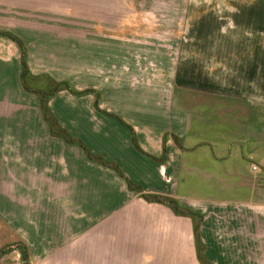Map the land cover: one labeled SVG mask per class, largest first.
Instances as JSON below:
<instances>
[{"label":"rangeland","instance_id":"374dc122","mask_svg":"<svg viewBox=\"0 0 264 264\" xmlns=\"http://www.w3.org/2000/svg\"><path fill=\"white\" fill-rule=\"evenodd\" d=\"M0 31L22 44L0 39V83L13 87L24 54L33 75L26 98L2 93L8 104L0 119V215L28 247V264H201L192 222L145 199L155 193L153 163L132 157L119 118L99 113L95 102L100 97L101 110L125 117L148 142L172 134L185 160L181 209L203 204L184 200L187 193L229 197L240 167L207 164L234 142L235 105L242 103L229 97L264 95V0H0ZM46 89L55 94L52 114L94 154L139 165L132 184L144 195L82 149L46 135L50 126L34 93ZM90 91L97 95L75 93ZM175 95L181 100L173 106L193 119L187 136L194 142L169 125L165 107ZM26 155L28 175L16 165ZM249 169L252 176L260 171ZM210 251L206 257L222 264H264L262 246L261 255L236 263L225 262L217 244ZM0 264L27 263L17 250L2 254Z\"/></svg>","mask_w":264,"mask_h":264},{"label":"crops","instance_id":"0c3cea01","mask_svg":"<svg viewBox=\"0 0 264 264\" xmlns=\"http://www.w3.org/2000/svg\"><path fill=\"white\" fill-rule=\"evenodd\" d=\"M1 33H7L6 31H0ZM8 34V33H7ZM12 35V34H10ZM14 36V35H13ZM15 37V36H14ZM16 38V37H15ZM0 39H11L0 35ZM13 43H16L12 41ZM19 46V45H18ZM20 47V46H19ZM23 70L21 71L20 78L13 80V87L8 84L2 85L0 83V119L2 116V93L6 95H10L13 97L14 95L23 99L25 94L28 92L24 89L21 76ZM14 92V93H13ZM76 94L83 95H97L96 92H87L85 94L82 92H75ZM81 93V94H79ZM30 94V93H29ZM26 98V97H25ZM178 98L181 100V97L174 96L170 97L169 103L166 106V110L170 111V118L173 119L170 121L172 128L176 129L175 135H179L181 137H185L187 141L192 140L193 137L187 136L189 134V129L193 127L192 117H189V113L187 111H180L177 104L173 106V103H178ZM174 99V101H173ZM9 99H5L8 101ZM228 102L242 103V105L236 104L235 107L240 113L238 117H235V130L234 133H230L234 136V142L229 143L226 146L225 151L229 152L224 158L217 156L216 162L207 164L208 166H236L240 167L238 170V176H235L236 180H234V190L231 191L229 197H216L212 192L206 191L207 194L202 197H194L192 193H187L184 200H189L190 198H195L196 202H203V204H196L192 206V208H185V210L190 211L191 215L181 216L186 217L192 222V231L194 240L195 239V225H197V217L202 220L201 225H199V232L202 244L204 245V256L205 258L213 264V262H217L222 264L221 259L207 258L206 255L211 256L210 248L217 244L218 252L220 254H224L228 259L224 260L225 262H242L244 255L253 253L255 255H259L261 253L258 252V247H264V176H257L258 173H262L264 170V107L260 106L259 109L256 110L258 106L255 103H264V95L256 96V95H247V96H236L229 97ZM9 102V101H8ZM97 111L99 113H104L105 115L111 117H117L120 120V123L124 127L125 133L129 137L128 150L132 151V157L136 156H145L150 163L149 169H152L150 172L151 179H154V190L155 193L152 195H146V197H162L167 200L172 201L173 203L179 204L182 203L183 195H179V184L183 181V171L181 170V166L183 165V153L177 145V143L173 142L172 134L163 132L157 135V138L154 143L148 142V135L146 133L140 132L135 124L128 121L125 117H122L116 113L109 114L108 112H104L102 107L100 106V97L96 98L95 102ZM6 106V105H5ZM41 108V105H40ZM7 110V108L5 109ZM23 111V110H21ZM26 112V111H25ZM42 115L43 111L41 109ZM44 117V116H43ZM110 119V118H109ZM123 121V122H122ZM224 125L225 122L223 123ZM1 125V122H0ZM63 129H65L73 138L81 141L83 146L92 154L94 157H99L102 161H94L88 157V153L82 147L78 145H69L62 138H57L67 146L78 147L86 152L87 157L92 162H97L102 167L109 169L117 174V176L124 180L127 184L130 182L131 184L135 183V178L137 179L139 172L141 171L136 168V165L130 164L131 162H126L123 159H109L106 157H100L99 154H94L95 150L93 147H90L86 143V139L84 137H78L76 134L71 133L66 127L60 124ZM185 127V131L183 132L182 128ZM0 126V134H2ZM179 130V131H178ZM227 135V132L224 131ZM223 132V133H224ZM33 133V129L32 132ZM168 133V134H167ZM14 134V131H13ZM170 134V136H169ZM191 134V133H190ZM46 135L51 136L50 127H48ZM156 135V134H155ZM168 135L169 137L165 136ZM55 138V137H54ZM223 139L225 144L228 143V139ZM194 142V141H193ZM209 142H211L209 140ZM220 142V141H219ZM218 142V143H219ZM1 144V143H0ZM11 150L15 152H19L21 146L17 144L14 145V142L11 143ZM182 146V145H181ZM0 146V150H1ZM192 147H182L184 151L190 150ZM218 148V147H217ZM217 148H213L216 150ZM218 150H222L218 148ZM180 152V155H179ZM28 153V152H27ZM101 155V154H100ZM102 156V155H101ZM26 155V160L23 163H19L18 160L16 165L20 168V174L25 173L28 175L29 168L28 164L31 165L28 158L32 157L29 154ZM135 159V158H134ZM133 159V160H134ZM214 159V156H213ZM103 163H107L110 166L104 165ZM25 169H22L25 167ZM253 166H259L260 171L254 172L255 176L251 175V171ZM253 170V169H252ZM30 173V172H29ZM141 173V172H140ZM152 175V177H151ZM187 178L185 179V181ZM173 185H167L171 184ZM132 184V185H133ZM175 184V185H174ZM135 188L141 190L135 191L140 195H144L142 189L138 186L133 185ZM175 188L173 189V187ZM210 187L207 183H203L202 187L206 188ZM130 187V186H129ZM148 188V187H147ZM227 189V188H226ZM222 191V190H221ZM187 198V199H186ZM150 203V202H149ZM157 205H163L160 203H154ZM165 206V205H164ZM168 207V206H167ZM170 208V207H169ZM173 210V209H172ZM174 211V210H173ZM1 214V213H0ZM174 214L177 215L174 211ZM178 216V215H177ZM19 238L17 231L13 228L3 217L0 215V256L2 254H6L7 252H15L19 247ZM23 239V238H22ZM217 243L213 242L216 241ZM212 240V241H211ZM27 243V242H26ZM28 244V243H27ZM21 245V244H20ZM30 247V245L28 244ZM245 247V252H243L242 248ZM3 247L5 249H3ZM252 247L254 249H252ZM218 253V254H219ZM261 255V254H260ZM213 256V255H212ZM230 256V257H229Z\"/></svg>","mask_w":264,"mask_h":264},{"label":"trees","instance_id":"16d2710c","mask_svg":"<svg viewBox=\"0 0 264 264\" xmlns=\"http://www.w3.org/2000/svg\"><path fill=\"white\" fill-rule=\"evenodd\" d=\"M0 35L15 41L17 44H19L22 47L21 42L17 38H15L13 35H10L7 33H1ZM23 51H24V48H23ZM22 65H23V73L21 76L22 85L27 92L33 93V91L30 90V87L28 85L29 84L28 80L30 78H32L33 75L31 74V72H29V68L27 66L25 54L23 55ZM62 87L63 86H61V88ZM58 90H56L55 92H57ZM34 93H36L40 98L41 109L43 111L45 121L50 126L51 135L54 137H57V138H62L69 145H78V146L82 147L88 153V157L91 160L102 161L101 158L92 156V154H90V152L83 146L81 141L73 138L65 129H63L62 126L60 125V123L58 122L57 118L52 114L51 110L48 108V102L55 96V94L53 92L50 93V91H48L47 89L41 90V92L35 91ZM103 164L110 166L107 163H103ZM129 186L132 190L141 192V190L135 188L130 182H129ZM145 199L150 203H160V204H163L165 206L172 208L178 216L191 215L190 211L181 209L179 204L173 203L172 201L167 200L165 198H162V197H146ZM195 239H196V243L198 246L199 260H200L201 264H211L204 256V245L201 243V240H200L201 238H200V232H199V225L198 224L195 225ZM18 249L22 251L23 260L25 263L28 264V260H29L28 258H29V253H30L28 247L25 244H21L18 247Z\"/></svg>","mask_w":264,"mask_h":264},{"label":"built area","instance_id":"2783aa9c","mask_svg":"<svg viewBox=\"0 0 264 264\" xmlns=\"http://www.w3.org/2000/svg\"><path fill=\"white\" fill-rule=\"evenodd\" d=\"M263 165H264V163H263ZM255 171H258L259 169H260V167L259 166H254V168H253Z\"/></svg>","mask_w":264,"mask_h":264}]
</instances>
